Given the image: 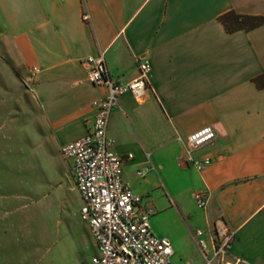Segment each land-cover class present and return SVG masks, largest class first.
Returning a JSON list of instances; mask_svg holds the SVG:
<instances>
[{
    "label": "crops",
    "instance_id": "0c3cea01",
    "mask_svg": "<svg viewBox=\"0 0 264 264\" xmlns=\"http://www.w3.org/2000/svg\"><path fill=\"white\" fill-rule=\"evenodd\" d=\"M228 11L264 17V0H0V61L38 69L23 109L58 149L86 133L104 92L83 60L102 52L119 82L145 61L143 100L120 96L107 124L111 152L131 155L123 181L152 214V191L177 211L204 193L197 229L220 218L233 232L228 259L264 264V24L227 33L218 17ZM206 129L212 138L188 152L207 163H185L188 137Z\"/></svg>",
    "mask_w": 264,
    "mask_h": 264
},
{
    "label": "rangeland",
    "instance_id": "374dc122",
    "mask_svg": "<svg viewBox=\"0 0 264 264\" xmlns=\"http://www.w3.org/2000/svg\"><path fill=\"white\" fill-rule=\"evenodd\" d=\"M7 72L14 73L7 87ZM30 70L0 61V259L1 264H90L95 245L78 218L81 201L58 148L40 135L37 114L23 109ZM152 191L145 197L149 225L165 234L172 264H200L191 234L201 228V209L187 196L178 211ZM145 199V200H146Z\"/></svg>",
    "mask_w": 264,
    "mask_h": 264
},
{
    "label": "built area",
    "instance_id": "2783aa9c",
    "mask_svg": "<svg viewBox=\"0 0 264 264\" xmlns=\"http://www.w3.org/2000/svg\"><path fill=\"white\" fill-rule=\"evenodd\" d=\"M86 20V16L82 15ZM86 66V81L104 92L91 105L94 115L90 128L79 138L59 147L58 152L66 162L70 179L80 197L78 218L85 223L95 245L96 253L90 264H172L173 250L166 237L156 236L149 225L151 211L143 208L142 197L134 194L122 179V165L131 159L115 156L111 140L107 136L108 119L118 103V98L128 95L133 101L143 100L146 90L148 65L137 59L135 78L119 82L108 77L103 53L88 56L83 60ZM38 69L32 68L35 77ZM212 138L209 130L192 135L187 139L185 163L198 167L207 160L196 161L188 150L195 149ZM142 178L145 171L137 170ZM197 208L204 209L205 194L194 196ZM195 245L202 264H239L241 259L229 257L233 232L225 223L216 219L207 229L193 231Z\"/></svg>",
    "mask_w": 264,
    "mask_h": 264
},
{
    "label": "trees",
    "instance_id": "16d2710c",
    "mask_svg": "<svg viewBox=\"0 0 264 264\" xmlns=\"http://www.w3.org/2000/svg\"><path fill=\"white\" fill-rule=\"evenodd\" d=\"M218 21L223 26L225 32L232 33L238 30L249 31L257 28L264 24V17L254 15H241L236 14L233 11H228L221 14L218 17ZM259 81L260 77L255 79L257 86L261 85ZM262 84L264 85V82Z\"/></svg>",
    "mask_w": 264,
    "mask_h": 264
}]
</instances>
